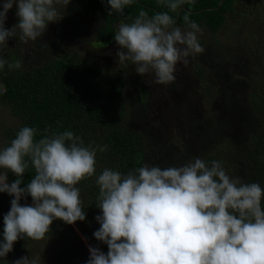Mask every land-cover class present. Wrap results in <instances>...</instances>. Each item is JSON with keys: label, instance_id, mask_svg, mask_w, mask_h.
I'll use <instances>...</instances> for the list:
<instances>
[{"label": "clouds", "instance_id": "obj_1", "mask_svg": "<svg viewBox=\"0 0 264 264\" xmlns=\"http://www.w3.org/2000/svg\"><path fill=\"white\" fill-rule=\"evenodd\" d=\"M188 0H158L169 11L149 16L141 10L132 23H121L114 40L120 63L131 62L137 74H151L156 84L175 80L178 63L204 51L200 26L183 17L176 27L171 13ZM70 0H3L0 5V48L10 38L27 43L42 36L49 23L63 17L57 5ZM113 13L123 14L133 0H107ZM16 5L18 23L5 27ZM20 69L0 56V70ZM3 84V83H2ZM47 133L48 130H45ZM38 129L24 126L8 147L0 149V193L14 197L3 216L0 258L19 239H44L54 220L67 224L84 221L86 213L76 187L96 176L99 188L95 217L100 227L93 235L107 245L105 254L89 246L87 264H264V188L229 176L222 163L193 157L180 166L144 163L126 174L105 168L96 175L97 150L85 146L72 131L52 132L35 139ZM28 158L27 160L25 158ZM34 176L21 187L29 166ZM16 176L9 184L8 173ZM31 197L32 204L21 205ZM14 264H37L22 257Z\"/></svg>", "mask_w": 264, "mask_h": 264}, {"label": "trees", "instance_id": "obj_2", "mask_svg": "<svg viewBox=\"0 0 264 264\" xmlns=\"http://www.w3.org/2000/svg\"><path fill=\"white\" fill-rule=\"evenodd\" d=\"M238 1L188 0L176 13L169 12L176 20V27L184 29L183 17L187 15L211 39L209 44L199 42L204 51L188 58L189 63L182 73L184 77L175 78L169 84V92L171 95H185L173 103V109L178 121L186 127L188 148L210 149L220 141L223 152L228 157L231 155L239 166L237 172L231 173L246 183L257 182L264 188V84L257 94L253 93L251 84L247 82L249 62L230 55L226 45L217 38ZM69 5L81 16H91L100 22L96 41L102 45L114 42L118 26L132 23L141 10L149 16L169 11L158 0H133L123 14L112 15H109L111 9L107 0H70ZM126 63L122 75L110 77H104L97 71L90 72L71 56L47 61L31 70L9 69L5 65L3 73L0 72L5 87L0 95V104L7 106L19 120L16 128L5 132V147L24 126L38 129L36 140L44 134L70 130L83 140L85 146H107L106 151H99L101 169L110 168L126 174L144 163L161 167L182 165L186 157L178 155L173 148L175 146L168 144L162 134L150 131L147 106L139 90L130 82ZM187 89L193 92L185 94ZM128 90L133 102L129 116L122 104L123 94ZM197 92L203 93L202 96L210 101V110L205 114H200L192 104L196 102ZM136 125L142 132L133 129ZM206 160L220 161V158L211 155ZM227 171L231 174L230 170ZM34 174L30 165L21 187L26 186ZM15 179L16 176L9 172L7 182L11 184ZM95 181L96 176H93L82 180L76 187L88 197V209L97 213L100 211L96 207L99 188ZM13 198L0 193V241L3 240V216L10 210ZM20 203L31 205V197L22 198ZM51 235L58 236L61 241L59 264H81L74 232L67 223L54 220L44 238ZM33 241L19 239L11 252L0 258V264H14L20 259L17 252ZM97 245L107 253L106 244L97 241Z\"/></svg>", "mask_w": 264, "mask_h": 264}, {"label": "rangeland", "instance_id": "obj_3", "mask_svg": "<svg viewBox=\"0 0 264 264\" xmlns=\"http://www.w3.org/2000/svg\"><path fill=\"white\" fill-rule=\"evenodd\" d=\"M2 3L3 0H0V5ZM57 9L63 18L57 22L49 23L42 36L35 41L29 40L27 43L20 41L18 37L10 38L7 45L0 48V56L9 63L20 61L22 70H31L47 61L52 62L60 57L71 56L85 68L87 67L90 72H100L104 77L119 76L125 72L124 63H120L116 56L117 51L120 50L116 42L102 45L96 41V31L100 26L97 19L91 16H81L70 5L67 8L57 5ZM16 23H18V18L16 5H14L7 14L5 27L11 29ZM217 38L226 45L230 55L249 62L250 73L247 82L251 84L253 93L257 94V90L263 89L262 84H264V0H239L234 12L228 16L225 26L218 32ZM198 39L199 42L205 41L208 44L211 41L210 37L202 32L198 34ZM126 64H128L130 82L139 90L141 99L147 106V122L151 132L162 134L168 144L175 146L173 148L178 155L186 157L185 162L197 156L206 160L211 155H217L227 173V169L230 170V173L238 171V164L236 165L231 159V155L228 157L223 152L220 141L214 143L210 149L190 150L188 148L186 127L178 121L173 109V103L181 100L185 96L184 94V96L171 95L169 84H156L154 76L151 74L141 76L136 73L135 66L131 62ZM186 67L185 64L178 63L174 72L175 78L184 77L182 73L185 72ZM3 69L0 72L3 73ZM4 88L0 78V95L3 94ZM187 91L188 93L185 94L193 92L190 89ZM202 95L203 93L197 92L196 102L193 101L192 104L200 114H205L210 110V101ZM122 101L125 112L129 116V111L133 106L129 90L124 92ZM18 125L19 120L11 114L10 109L0 104V149L5 148V132ZM133 129L142 132L138 125L133 126ZM100 161L101 155L97 150L96 174L104 170L101 169ZM174 166L180 165L175 164ZM232 173H228L229 176H234ZM80 199L86 219L71 225L68 224V226L75 235L79 260L81 264H87L90 256L88 247L93 246L100 249L97 245L98 240L95 239L93 233L100 227L95 217L101 213L88 209L86 195L80 193ZM60 255L61 241L56 235L35 240L17 252V256L20 258L28 256L34 259L37 264H59Z\"/></svg>", "mask_w": 264, "mask_h": 264}]
</instances>
